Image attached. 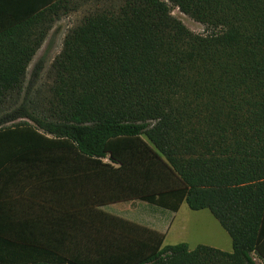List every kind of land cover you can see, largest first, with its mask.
<instances>
[{
    "label": "trees",
    "instance_id": "obj_1",
    "mask_svg": "<svg viewBox=\"0 0 264 264\" xmlns=\"http://www.w3.org/2000/svg\"><path fill=\"white\" fill-rule=\"evenodd\" d=\"M0 0V264H264V0ZM177 7L205 26L190 31ZM208 209L231 251L101 209Z\"/></svg>",
    "mask_w": 264,
    "mask_h": 264
},
{
    "label": "rangeland",
    "instance_id": "obj_2",
    "mask_svg": "<svg viewBox=\"0 0 264 264\" xmlns=\"http://www.w3.org/2000/svg\"><path fill=\"white\" fill-rule=\"evenodd\" d=\"M94 2V0H73L72 4L76 3L80 7L62 14L54 22L30 62L28 74L38 59L44 60V70L37 84L43 92H46L51 84L50 64L61 51L66 34L80 23L82 17L94 6ZM171 13L190 31L205 32V26L202 23L177 7L172 8ZM101 209L162 235L165 244L186 242L190 248L205 244L225 251L232 249L230 236L208 209L192 210L183 202L178 211L172 212L140 200L110 203L102 206ZM257 262L263 264L259 260Z\"/></svg>",
    "mask_w": 264,
    "mask_h": 264
}]
</instances>
